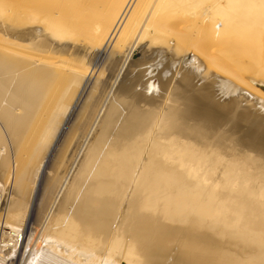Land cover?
Listing matches in <instances>:
<instances>
[{"label":"bare ground","instance_id":"1","mask_svg":"<svg viewBox=\"0 0 264 264\" xmlns=\"http://www.w3.org/2000/svg\"><path fill=\"white\" fill-rule=\"evenodd\" d=\"M0 19V264H264V0H0Z\"/></svg>","mask_w":264,"mask_h":264},{"label":"rangeland","instance_id":"2","mask_svg":"<svg viewBox=\"0 0 264 264\" xmlns=\"http://www.w3.org/2000/svg\"><path fill=\"white\" fill-rule=\"evenodd\" d=\"M0 21H1V19H0ZM0 40H2V38H0ZM9 41L11 42V43H15V44H17L18 42H17V40H12L11 38L9 39ZM137 57H140V56H137ZM136 71V70H135ZM135 71L134 72H132L129 76H131V75H134V73H135ZM129 78V77H128ZM127 77H125V78H123V80L124 81H122L121 80V83H119V84H121L122 86L124 85V86H128L129 85V82H128V79ZM13 82H14V80H13ZM141 83H143V81H141ZM141 86V87H140ZM144 88H143V85H136V87H134V89H133V93H136L137 91H139V92H143V93H145V89L143 90ZM91 90V91H90ZM135 90V91H134ZM93 91V92H92ZM158 91V90H157ZM91 92H92V94H91ZM97 93V91L95 90V87L92 85V88H90V89H88L86 92H85V94H84V97H83V102H84V100H85V109H86V111L88 110V112H90L89 110H90V106H95V101L97 100V98H98V94H96ZM132 93V94H133ZM88 94V95H87ZM146 94V93H145ZM149 94V96H155L156 95V93H153V92H151V93H148ZM230 94H233L232 96H235L236 95V92H232V93H227L226 95H224V98L226 99V98H230V97H228V96H230ZM86 96V97H85ZM89 97H90V99H89ZM93 97V98H92ZM104 98H105V95L103 96ZM102 97V98H103ZM96 98V99H95ZM103 98V99H104ZM88 99V100H87ZM95 99V100H94ZM103 99H101L100 100V103L94 108L95 109V111L94 112H96L98 109H99V105L101 104V102L103 101ZM93 100H94V102H93ZM89 101V102H88ZM112 101V102H111ZM108 104H107V106L109 105V104H112V108L115 110V111H117L118 113H121L122 115L124 114V109H123V107H122V105H120V103L117 101V97H113V96H111L110 98H109V101L107 102ZM87 104V105H86ZM92 104V105H91ZM88 109H87V108ZM117 125H118V123H117ZM30 144L31 143H27V145L26 146H30ZM54 166H55V164H54ZM46 173H47V175H46ZM53 174H54V168L53 167H51V165L49 164V166L48 167H46V171H45V173H44V179H43V181L41 182V187H45L46 185H48L49 183H50V181H52L51 179H53ZM50 180V181H49ZM251 185H255V186H261V187H263L264 188V182H262V183H255V184H251ZM19 191H20V193H21V190L19 189ZM22 209V208H21ZM20 208H18L16 211V213L18 214V218H16V221H14V222H19L22 218L21 217H23V216H25V213H24V211H20L21 210ZM21 218V219H20ZM4 221L5 222H7V220H4V218L2 217V218H0V223H4ZM13 222V223H14ZM20 228V227H19ZM31 228V227H30ZM33 228V227H32ZM112 229H113V227H112ZM32 230V231H31ZM34 229H27V231H26V235L29 233V232H31V233H34L35 231H33ZM18 233H21L20 231H18ZM37 234H38V236H37ZM39 237V238H38ZM32 238V237H31ZM44 238V234L43 235H41V232H35L34 233V237H33V239H34V242L36 243L38 240L39 241H41L42 239Z\"/></svg>","mask_w":264,"mask_h":264}]
</instances>
